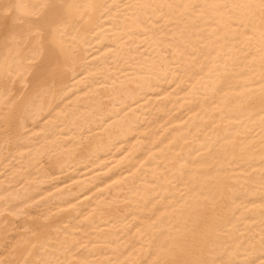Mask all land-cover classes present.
Returning <instances> with one entry per match:
<instances>
[{"label": "bare ground", "instance_id": "bare-ground-1", "mask_svg": "<svg viewBox=\"0 0 264 264\" xmlns=\"http://www.w3.org/2000/svg\"><path fill=\"white\" fill-rule=\"evenodd\" d=\"M261 3L0 17V264H261Z\"/></svg>", "mask_w": 264, "mask_h": 264}, {"label": "snow or ice", "instance_id": "snow-or-ice-1", "mask_svg": "<svg viewBox=\"0 0 264 264\" xmlns=\"http://www.w3.org/2000/svg\"><path fill=\"white\" fill-rule=\"evenodd\" d=\"M264 9V0L261 3ZM67 0H39L38 3L26 5L21 0H0V17L7 18L12 12H22L30 20V35L37 38L44 33H53L58 25L63 22L67 12ZM264 264V261L261 262Z\"/></svg>", "mask_w": 264, "mask_h": 264}]
</instances>
